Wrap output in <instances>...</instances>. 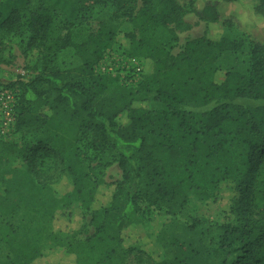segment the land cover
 Wrapping results in <instances>:
<instances>
[{
  "label": "trees",
  "instance_id": "16d2710c",
  "mask_svg": "<svg viewBox=\"0 0 264 264\" xmlns=\"http://www.w3.org/2000/svg\"><path fill=\"white\" fill-rule=\"evenodd\" d=\"M247 1L264 19V0H39L33 10L31 0H0V36L26 32L27 51L40 55L39 72L31 78L0 79V89L19 93L15 131L0 142L19 151L14 166L22 168L0 177V264H45L51 258L61 259L58 264H127L128 254L141 248L126 245L125 235L142 215L167 216L194 231L204 221L191 207L209 202L224 182L233 184L230 213L240 221L215 223L223 232L220 249L232 256L222 264H264V190L256 188L264 164V104L236 102H264V41L235 39L229 31L240 28L239 20L221 10ZM98 6H112L113 21L131 24L124 48H116L114 24L74 40L71 30L84 26ZM190 11L207 28L219 25L221 35L187 39L175 53L177 30ZM57 22L64 29L57 31ZM70 50L78 61L63 68L60 55ZM111 53L151 69L143 68L137 83H125L122 60L112 61L115 75L97 70ZM242 53L243 67L218 63L225 54ZM125 75L129 80L133 73ZM151 103L158 107L148 108ZM27 130L36 134L30 147L24 144ZM90 135L101 142L85 139ZM53 160L72 185L59 198L52 186L31 179ZM113 163L122 179L109 202L95 208L106 184L99 173ZM71 204L72 218L81 213L78 230L57 225L54 214ZM87 226L94 232L78 239ZM157 242L164 255L154 264H186L185 243L165 229Z\"/></svg>",
  "mask_w": 264,
  "mask_h": 264
},
{
  "label": "rangeland",
  "instance_id": "374dc122",
  "mask_svg": "<svg viewBox=\"0 0 264 264\" xmlns=\"http://www.w3.org/2000/svg\"><path fill=\"white\" fill-rule=\"evenodd\" d=\"M39 5V0H31V9H36ZM255 3L252 1L245 2L244 6L235 4H225L222 6V16L228 17L234 15L239 20L240 28H234L229 33L235 39L239 41H246L249 43V35L255 37L260 41H264V19L256 16L254 13ZM114 9L112 6H98L92 10L91 14L88 15V20L84 26L78 29L71 30L73 38L76 42L85 40L89 33L97 32L103 24H114L118 27V35L116 38V48H124L127 44L125 33L131 28V24L127 20L113 21ZM183 26L177 30V34L180 38V42L177 44V48L174 51L177 53L181 48L184 47L187 39H197L208 36L212 39L220 37L221 28L219 25L207 28V25L201 22L193 12H188L184 19ZM57 31L63 28L58 22L55 24ZM64 29V28H63ZM207 29L209 31L207 32ZM65 33L64 31H62ZM28 33L21 32L15 35L9 34L6 37L0 36V79L3 82H12L17 79L18 76H23L26 79L31 78L35 73L39 72L37 68L38 61L40 58L39 53L36 50L27 51ZM70 52H63L60 55V61H63V68H67L65 64L69 63V67L75 65L74 62L78 61ZM119 52V51H118ZM226 55V57H224ZM220 57L218 63L221 68L228 69L232 66L243 67L242 64L246 54L242 53L237 58L234 54H225ZM229 55V56H228ZM119 53H111V58L118 59ZM141 61V60H140ZM142 63V62H141ZM62 65V64H60ZM145 70V63H142ZM149 66L146 70H150ZM242 105L259 106L264 104L262 101H251V100H238L236 101ZM158 107L156 103L149 104L150 109ZM24 144L29 146L36 140V134L27 130L23 132ZM90 141L101 142L99 136L90 135L85 137ZM242 150L235 148L234 152L238 153ZM18 150L11 151L7 148L6 144L0 142V177L2 172L7 173L11 170L22 169L16 168L14 165L15 159H18ZM40 163V162H38ZM17 165V164H16ZM46 167L40 169L39 175H33L31 179L46 185L52 186L57 191V196L63 197L68 192H71L72 185L67 177L62 174L61 166L57 160L50 161L46 164ZM39 166V165H38ZM38 168V167H37ZM99 176L105 180V185L101 188L98 196L95 208L105 205L109 202L113 190L115 189V183L122 179V171L117 163L111 164L103 173H99ZM256 188L259 191L264 190V164L261 167L260 172L257 175ZM233 184L230 182H224L220 188L214 193V197L209 199V202L201 204L198 208L191 207L193 215H196L203 219V225L199 226L196 230L191 231L187 226L178 222L175 219H171L167 216L158 214H145L139 218L141 222L139 225L130 228L128 233L125 235L126 245L140 246L141 250L131 251L127 256V264H154L155 259L161 258L164 253L160 245L157 242V236L162 230H166L169 237L177 238L181 242L185 243L188 248V253L185 257L186 264H222L223 259L231 261L232 256H229L228 250L222 251L220 249L223 232L215 227L217 222H230L237 223L240 221L239 217L232 215L231 205L235 193L233 191ZM4 194V187L0 179V195ZM261 208L259 200L253 204V214L258 215ZM74 212L72 204L69 207L55 210L54 214L59 217L58 224L67 225L70 230H78L82 224V217L80 211L75 212L74 217L70 216V213ZM83 231V230H82ZM94 232L92 227H86L84 232L80 233L78 239H84L86 236L91 235ZM236 246H233L235 248ZM232 248V249H233ZM221 255V259L217 258V254ZM158 256V257H157ZM157 257V258H156ZM163 259V258H162ZM61 260V259H60ZM59 259L54 258L45 261V264H58ZM62 261V260H61ZM71 263L72 262H68Z\"/></svg>",
  "mask_w": 264,
  "mask_h": 264
},
{
  "label": "built area",
  "instance_id": "2783aa9c",
  "mask_svg": "<svg viewBox=\"0 0 264 264\" xmlns=\"http://www.w3.org/2000/svg\"><path fill=\"white\" fill-rule=\"evenodd\" d=\"M122 60V69L125 71L122 74V80L125 83H137L143 75V65L137 58H120L113 59L108 55L97 67L99 72L114 73L115 66L112 61ZM126 71H132V78L126 79ZM18 91L13 89H0V138H9L16 128L17 123V104H18Z\"/></svg>",
  "mask_w": 264,
  "mask_h": 264
},
{
  "label": "crops",
  "instance_id": "0c3cea01",
  "mask_svg": "<svg viewBox=\"0 0 264 264\" xmlns=\"http://www.w3.org/2000/svg\"><path fill=\"white\" fill-rule=\"evenodd\" d=\"M39 262H40V263H39ZM39 262L37 261L36 264H42L41 261H39Z\"/></svg>",
  "mask_w": 264,
  "mask_h": 264
}]
</instances>
